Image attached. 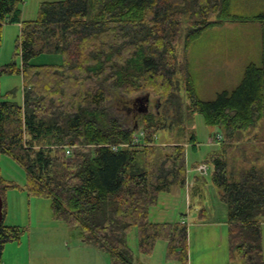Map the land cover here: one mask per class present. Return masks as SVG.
Segmentation results:
<instances>
[{"label":"trees","instance_id":"16d2710c","mask_svg":"<svg viewBox=\"0 0 264 264\" xmlns=\"http://www.w3.org/2000/svg\"><path fill=\"white\" fill-rule=\"evenodd\" d=\"M21 2L0 0V44L4 24L21 23L16 44L21 65L0 64V77L23 76L22 101L17 90L0 88V159L12 157L27 175L22 185L5 178L0 165L4 216L8 189L49 198L54 218L108 252L111 264H135L128 244L133 229L141 252L151 253L166 240L168 258L187 264L188 224L150 221L160 194L188 180V142L160 141L163 129L178 125L187 132L177 79L187 63L177 46L182 40L187 50L204 31L225 22H260L262 64L249 63L235 88L203 100L188 73L183 87L192 114H202L206 124L225 134H212L219 137L220 152H210L204 164L228 208L232 262L264 264V164L259 165L264 159V12L231 13L232 0H43L37 18L23 21ZM43 54H59L62 61L34 62ZM114 90L124 104L154 93L163 99V113L143 112L138 133L136 125L126 126L113 113ZM171 106L177 111L172 115ZM246 133L245 146L262 149L255 153V165H242L235 173L230 154ZM196 137L189 138L194 148ZM68 146H77L71 155ZM26 231L3 218L0 264L5 245Z\"/></svg>","mask_w":264,"mask_h":264},{"label":"rangeland","instance_id":"374dc122","mask_svg":"<svg viewBox=\"0 0 264 264\" xmlns=\"http://www.w3.org/2000/svg\"><path fill=\"white\" fill-rule=\"evenodd\" d=\"M42 1L43 0H22V20L24 21L36 19L39 14V9ZM260 12H264V0H233V3L231 5V13L258 14ZM254 23H258L260 26V22H253L252 24L236 23L235 27L216 26L204 31L199 36V38L191 43V46L187 48V50L184 49L185 45L184 41L182 40L177 46L178 57L180 59H183V61L187 63L186 68L184 67L183 69L184 63L182 62L183 64L181 69L183 70L177 74V79H179L178 92L183 100V114L185 115L183 123L185 124L187 132L185 133L184 128H179L178 125L174 126L171 129H163L160 141L165 144H184L188 142L187 156L189 158V164H191L193 161H200L203 159L206 160L208 154L213 150H218L219 153L221 147V145L217 141L219 140V137L217 136L216 138H213L212 134L216 133V131H219V134L221 135L224 134V132H222L221 128H219L218 126L206 124L202 114H192L191 104L188 95L183 87L184 75L186 76V74L188 73V75L191 76L195 92L203 100H213L216 98L217 93L221 92L215 90V87L220 86L219 82L224 83L227 86L233 85L232 89L235 88L242 81L246 69L242 71V67L240 64L232 66L230 70L224 67H219V65L222 63V61H225V58L233 61V63L238 60L244 61L245 59L249 58L251 60H255L254 63L256 64H262L263 29L262 27H259L257 28L259 30H257L256 26L253 27ZM186 30H188V28H186ZM20 34L21 23L8 22L4 24L3 40L0 44V64L16 62L17 66L21 65V58L19 55H17L16 52V44ZM61 61L62 57L59 54H43L34 59V62L37 63H59ZM213 62H216L218 65H213ZM238 79V83L234 85V82H236ZM0 88L3 93L8 92L9 90H17V100L22 101V74L14 73L2 75L0 77ZM114 95L115 97L112 102L113 113L116 116L120 117L121 120L125 122L126 126L133 127L134 125H136V127H138V133L141 132L143 123V111L139 110V108L135 106L133 100L131 99L129 100L127 98L129 102L124 104L122 101V98L124 97L119 91L114 90ZM162 102L163 99H161L158 95L152 93L149 102L150 114H158L161 111L163 113ZM175 112L177 111L174 110L173 106H171L170 115ZM166 122L168 123V121ZM192 133H197L196 138L198 143L196 149L189 141L190 135H192ZM247 133L242 141L236 143L237 148H234L233 150L235 156L233 154H230L231 158L233 159L232 168L235 173L239 172V169L242 165H255V162L257 161L255 160V153L257 154L258 151L262 149V146H245L247 144V141L249 140V135H247ZM76 147L77 146H75L74 148ZM262 164H264L263 158L260 159L259 165ZM0 165L2 174L5 178L15 180L22 185L25 184L27 180L26 171L12 157L3 154L0 159ZM203 175H206V180L204 183L208 191L207 196L204 198V202L202 198L199 200V196L194 194L187 195L182 187H176V191L182 189V196L178 192L177 194H174L173 191L161 193L159 202L150 209L152 215L151 217L153 218V214L156 211L165 209L167 212L166 213L164 211L166 216L161 220H170L172 218L170 217V209L175 210L179 207H182L184 209L183 212L186 214L188 212L186 208L187 198L190 199L189 203H191L194 208L196 207V204H199V201H201L202 204L206 207L210 205L211 211H214L216 213L224 211L221 204L225 206V202L220 199L217 186L213 184L210 175H208L207 173ZM13 191L17 193L15 196L16 198L12 197ZM18 191L21 190H19V188H12L8 189L6 194L4 193V195H6V209L9 213V216H11L12 214L10 210L13 207V212L14 210L16 211L19 206L23 207V205H29L30 209L25 215L15 213L16 216H13L14 218H11L9 222H23V225L30 226L31 234L29 235H31L32 237L31 246L33 248L39 246L42 250H55L53 252V257H51L50 259H45L47 263L52 259L56 260L55 256L58 253V260L64 259V257L66 258V260H69L71 258V255L76 252L75 248L78 247V242L82 241L79 230L76 228H72L66 223L58 221L54 218L51 199L32 195L29 198V194L26 190V195L19 194ZM183 203L184 205L181 206ZM6 223H8V219H6ZM136 231L137 229H133L128 234L129 245L135 247L138 243ZM224 231L225 228L218 227L217 229L215 228V226L194 227L192 225H189V233L192 239L210 235L220 236L222 235V233H224ZM222 237L223 239H225L224 241L228 240L227 237L225 238V236L223 235ZM56 241H58V245H55ZM161 241V243L158 246H155L153 250V252L156 250L155 253H157L158 255L156 256L155 264H160V261L163 258V254L166 251V243L164 240ZM224 241H222V243ZM224 243L226 245V242ZM67 247H70V250L73 251L66 250ZM201 247H204V244H201ZM206 248L207 252L202 249L203 252L200 253V257L204 261L213 260L212 255L208 252L217 254L218 256H222L224 254V248H219V245L215 248L213 244H209V247ZM101 253L103 256L97 261V264H103L104 258L108 264H111L110 254L105 251H102ZM153 259L154 256L150 259V264ZM52 264H61V262Z\"/></svg>","mask_w":264,"mask_h":264},{"label":"crops","instance_id":"0c3cea01","mask_svg":"<svg viewBox=\"0 0 264 264\" xmlns=\"http://www.w3.org/2000/svg\"><path fill=\"white\" fill-rule=\"evenodd\" d=\"M232 3H233V0H232ZM237 14H241V13H237ZM242 14L243 15H253V14H244V13H242ZM16 23H19V22H16ZM236 23L252 24L253 22H225V23L220 24L218 26L235 27ZM257 24L258 23H254L253 27L256 26V29L259 27H262L261 24H260V26H259V24L258 25ZM257 30H259V29H257ZM262 48H263V44H262ZM254 61L255 60H251L248 58V59H245L244 61L238 60L235 63H233V61L225 58V61H222V63L219 65V67H224V68L230 70L232 68V66L240 64L242 67V71H244L246 69L245 67H247V65L249 63L254 62ZM212 64L216 65V66L218 65L216 62H213ZM238 81H239V79L236 82H234V85L237 84ZM219 85L220 86L215 87L216 91L232 89V87H233V85L227 86L226 84L221 83V82H219ZM204 161L205 160L203 159L200 161H193L191 164H189V158H188V180H187L186 185L174 186L170 191H173L174 194H177V192H178L182 196L183 191L181 188H180L181 190L176 191V187H182L187 195H191V194L197 195L200 197L199 200L202 198L203 202H204V198L207 196V193H208V191L206 189V185L204 183L206 180V175H203L202 173H200V171H198V169L196 168L197 166H195V164L200 165L201 163H205ZM208 175L211 176V180H212V170L210 171V173ZM19 190H21V191H18L19 194L26 195L25 190H23V189H19ZM16 194L17 193H15V191H13L12 197L16 198L15 197ZM219 196L221 199L220 190H219ZM29 198H30V195H29ZM189 200L190 199L187 198L186 208H187L188 212L186 214L183 212L184 209L182 207H179L178 209H175V210L170 209V217H172V218L170 220L163 221L161 219H163V217L166 216V214L164 213V211L166 212V210L161 209L159 211H156L153 214V218L151 217L152 215L150 212V221L153 223H165V222H171V223L182 222L183 223L184 222V223L188 224V228H189V225L190 226L192 225L194 227H204V226H212L213 227V226H215V228H217V229H218V227L225 228V231H224V233H222V235L225 236V238L226 237L228 238L227 241H224L225 239H223L222 235H220V236L210 235V236H204V237H196V238L192 239L190 236V233H189V256H188L187 264H242L241 260H237V262L235 263V262H232V259H231V248H230V242H229V227H230V225H229L227 205L225 204V206H223V204H221L224 211L216 213L214 211H211L210 205L208 207H206L202 204L201 201H199V204H196V207L194 208L192 206V204L189 203ZM5 203H6V195H5ZM183 205H184V203L181 206H183ZM13 209H14V207L11 208V210H10L12 212L11 216H9V213L7 212V209H6V213L4 216V223L6 225H18V226L24 227L27 229V231L21 237L20 240L8 242L5 245L4 250H3V255H2V263L3 264H46L47 262L45 261V259H47V258L50 259L51 257H53L54 256L53 252L55 250L49 249L46 251V250L40 249L39 246H36V248H33L31 246L32 237H31V235H29V234H31L30 226L29 225H23L22 224L23 222H21V223L9 222L11 218H14L13 216H16L15 213H20L21 215L22 214L25 215L26 213H28L30 206L29 205L28 206L23 205V207L19 206L16 211L14 210V212H13ZM195 211H197V212H195ZM6 219H8V223H6ZM262 225L264 226V219L262 221ZM136 232H137V238H138V243L136 244V247L129 245L133 251L135 264H150V259L153 256H154V259L151 262V264H155L156 256H158L157 253H155L156 250L154 252H151V253L141 252L140 247H139L138 230ZM215 239H216V241H215ZM160 241L157 242L156 246H158L162 242V241L161 242ZM164 241L166 243V251H165L166 253L164 252L163 258L160 261V264H184V262L181 260L168 258L169 243L166 240H164ZM214 241H215V243H214ZM222 241L226 242V245L224 242L222 243ZM128 244H129V242H128ZM201 244H204V247H201ZM209 244H213L215 248L218 245H219V248H224V254L222 256H218L217 254H212L211 252H208L212 255L213 260H205L204 261L203 259H201L200 253L203 252V250L206 251L207 250L206 247H209ZM55 245H58V241H56ZM77 246L78 247L75 248L76 252L71 255V258H70L71 260L70 259L66 260L65 257H64V259L58 260V256H59V253H58L55 256L56 260L52 259L47 264L60 263V262H61V264H97V261L99 259H101L103 256L101 253L103 250H100L99 248L95 247L94 245L87 244L83 240L78 242ZM156 249H157V247H156ZM66 250L73 251V250H70V247H67ZM263 250H264V231H263ZM103 264H108L106 262L105 258H104Z\"/></svg>","mask_w":264,"mask_h":264},{"label":"water","instance_id":"95a60500","mask_svg":"<svg viewBox=\"0 0 264 264\" xmlns=\"http://www.w3.org/2000/svg\"><path fill=\"white\" fill-rule=\"evenodd\" d=\"M144 101V108L143 109H139L143 112H148L149 111V102H150V95L149 93L146 94L145 96H142V97H138L137 98V101ZM3 207H4V203H3V198H2V195L0 194V224L2 223L3 221V218H4V212H3Z\"/></svg>","mask_w":264,"mask_h":264},{"label":"built area","instance_id":"2783aa9c","mask_svg":"<svg viewBox=\"0 0 264 264\" xmlns=\"http://www.w3.org/2000/svg\"><path fill=\"white\" fill-rule=\"evenodd\" d=\"M137 139H138V137H137ZM74 146H68L67 147V154L68 155H71L72 154V152L74 151ZM207 169H208V166L206 165V164H201L199 167H198V170L200 171V172H202V173H206L207 172Z\"/></svg>","mask_w":264,"mask_h":264},{"label":"flooded vegetation","instance_id":"af4514ba","mask_svg":"<svg viewBox=\"0 0 264 264\" xmlns=\"http://www.w3.org/2000/svg\"><path fill=\"white\" fill-rule=\"evenodd\" d=\"M135 105H137V107L139 108V109H143L144 108V101H140L139 103H136Z\"/></svg>","mask_w":264,"mask_h":264}]
</instances>
